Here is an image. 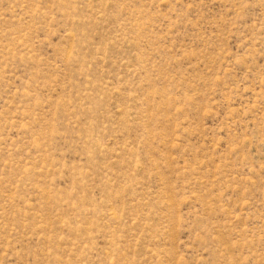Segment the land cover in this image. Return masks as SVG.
<instances>
[{
    "label": "rangeland",
    "instance_id": "374dc122",
    "mask_svg": "<svg viewBox=\"0 0 264 264\" xmlns=\"http://www.w3.org/2000/svg\"><path fill=\"white\" fill-rule=\"evenodd\" d=\"M0 264H264V0H0Z\"/></svg>",
    "mask_w": 264,
    "mask_h": 264
}]
</instances>
